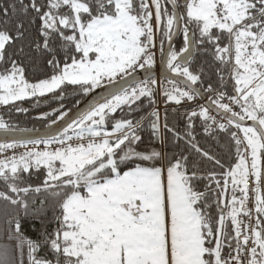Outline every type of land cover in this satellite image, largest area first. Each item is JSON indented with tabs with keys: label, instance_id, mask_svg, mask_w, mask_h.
Returning a JSON list of instances; mask_svg holds the SVG:
<instances>
[{
	"label": "snow or ice",
	"instance_id": "snow-or-ice-1",
	"mask_svg": "<svg viewBox=\"0 0 264 264\" xmlns=\"http://www.w3.org/2000/svg\"><path fill=\"white\" fill-rule=\"evenodd\" d=\"M41 98L55 133L0 118V264H264V0H0V106Z\"/></svg>",
	"mask_w": 264,
	"mask_h": 264
},
{
	"label": "trees",
	"instance_id": "trees-1",
	"mask_svg": "<svg viewBox=\"0 0 264 264\" xmlns=\"http://www.w3.org/2000/svg\"><path fill=\"white\" fill-rule=\"evenodd\" d=\"M182 45L181 40H177L176 47L179 49V47ZM204 58H198L194 64H193V71L197 69V67L200 65L201 60ZM215 79V77H213ZM85 97L82 95H74L71 92L66 96L65 100L63 101L64 103V111H67L69 109H73L76 106V100L79 99L82 101ZM42 102L39 105V107H33V104L35 101L33 100H25L22 102H17L20 106L26 107L29 109L27 114L24 113H17L13 109L11 113H9L6 109L7 107L10 106H2L0 107V118H3L5 121L10 122L14 125H17L21 128H36V129H42L45 128L50 121L45 119V120H39L36 119L41 113L43 112H52L53 108H58L60 105L59 101L55 100H48L46 103L43 102L45 98H41ZM161 103L164 107L163 99L161 98ZM163 110V109H162ZM58 115V113H52V119H54ZM116 117L118 118L120 116V113L117 112ZM169 122H172V115H171V107H169ZM110 129V125L108 126ZM71 134V133H70ZM145 142L147 143V136L145 137ZM158 147V145H157Z\"/></svg>",
	"mask_w": 264,
	"mask_h": 264
},
{
	"label": "water",
	"instance_id": "water-1",
	"mask_svg": "<svg viewBox=\"0 0 264 264\" xmlns=\"http://www.w3.org/2000/svg\"><path fill=\"white\" fill-rule=\"evenodd\" d=\"M152 75L154 77H160L163 78L165 76H170L171 74L167 72L166 66L163 63H160L158 67H154L152 70ZM137 79H143L145 76V73L143 70H138V73L136 74ZM107 95V92L105 89H96L94 92L90 93L87 97H85L79 105H76L70 112L69 116L66 118L67 120H70L72 118H75L79 114V112L86 109L89 104L93 103L96 100L101 99L103 96ZM248 123H251L250 121ZM60 124H63V122H58L57 125H53L51 129L42 128L41 130H49L55 133L58 126ZM12 134H5L2 130H0V142L4 141L5 139H9Z\"/></svg>",
	"mask_w": 264,
	"mask_h": 264
},
{
	"label": "built area",
	"instance_id": "built-area-1",
	"mask_svg": "<svg viewBox=\"0 0 264 264\" xmlns=\"http://www.w3.org/2000/svg\"><path fill=\"white\" fill-rule=\"evenodd\" d=\"M157 63H156V67L159 66L160 64V58H159V55H157ZM157 79H162L160 77H155ZM157 100H158V106L160 107V109L162 110L164 107L163 105L161 106V97L159 95H157ZM40 147H43L42 145ZM20 151H23V149H17V152H20ZM8 155H11V152L7 153Z\"/></svg>",
	"mask_w": 264,
	"mask_h": 264
},
{
	"label": "rangeland",
	"instance_id": "rangeland-1",
	"mask_svg": "<svg viewBox=\"0 0 264 264\" xmlns=\"http://www.w3.org/2000/svg\"><path fill=\"white\" fill-rule=\"evenodd\" d=\"M160 58V57H159ZM160 63H161V60H160ZM160 65V64H159ZM156 67V66H155ZM158 67V66H157ZM161 106H162V103H161ZM0 107H2V106H0Z\"/></svg>",
	"mask_w": 264,
	"mask_h": 264
}]
</instances>
